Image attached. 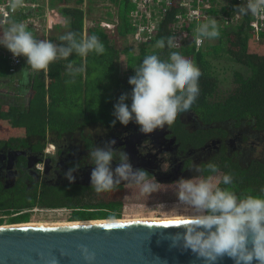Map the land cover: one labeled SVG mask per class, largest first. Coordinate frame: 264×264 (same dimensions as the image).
Masks as SVG:
<instances>
[{
    "label": "trees",
    "instance_id": "trees-1",
    "mask_svg": "<svg viewBox=\"0 0 264 264\" xmlns=\"http://www.w3.org/2000/svg\"><path fill=\"white\" fill-rule=\"evenodd\" d=\"M89 2L97 6V1ZM110 2L111 8L103 5L97 10L101 12L96 18L94 14V24L88 28L87 34H84L86 14L78 7L62 9V17L69 20L64 33H53L45 38L32 32V26H26L37 40H49L57 45L66 43L59 37L67 32H73L78 40L96 35L104 45V52L98 54L90 51L84 56L73 52L67 58L50 62L46 75L34 80L30 78L25 83L19 80L23 83L14 91L21 93L29 103L22 108L17 107V104L8 107L0 100V135L41 134L42 138L46 139L47 131L78 128L94 122L112 123L115 119L113 106L119 96L129 93L125 102L131 103L132 86L128 79L135 74V67L139 66L146 55L167 56L172 47L188 55L201 73L198 80L199 94L187 111L199 114L207 122L226 118H250L264 127V30L254 31L247 14L232 25H226L215 18L219 35L214 38L204 37L205 44L197 49L194 35L199 33L197 29L201 24L212 19H203L199 25L189 22L186 24L185 35L175 36L173 30L178 21L176 15L183 12L181 6L175 5L164 14L156 32L149 37L138 39L131 15L135 8L133 1ZM16 15L14 20L20 22L30 16L22 13ZM105 23H112V26L108 27ZM170 35L171 42L167 39ZM162 39L165 41L164 47H156V42ZM23 61L30 69L24 56ZM95 70H101L100 74L103 75L93 79L91 76ZM9 72V61L0 55V79L7 77ZM69 79L72 85H67L69 81L64 85V81ZM93 81L96 87L91 88ZM57 84L61 85L60 91L55 88ZM91 105L96 108L95 111ZM103 111H108L109 114L104 117L101 114ZM180 114L178 112L177 116ZM19 139L16 136L10 137L5 143H17ZM217 168L221 170V175L229 173L232 176V183L221 184L222 188L226 187L238 196H264V164L259 160L256 159L244 167L227 158L217 164ZM47 188L44 184L29 186L23 180L16 182L13 187H6L0 181V213H17L9 218L11 223L28 222L30 210L36 207L73 208L70 219L73 221L105 219L112 216L103 209L106 208L104 203L64 199ZM2 223L3 218H0V225Z\"/></svg>",
    "mask_w": 264,
    "mask_h": 264
},
{
    "label": "clouds",
    "instance_id": "clouds-1",
    "mask_svg": "<svg viewBox=\"0 0 264 264\" xmlns=\"http://www.w3.org/2000/svg\"><path fill=\"white\" fill-rule=\"evenodd\" d=\"M15 7V4L13 5ZM241 13L257 11L252 0L238 7ZM202 37L214 38L219 35L216 21L203 23L198 29ZM64 44L49 40H37L24 23H12L2 35L0 45L14 56L26 57V63L34 70L45 69L58 58H67L73 52L84 56L90 51L100 54L104 45L96 35L76 39L73 32L59 37ZM169 42L172 40L170 35ZM202 41L197 40L200 44ZM165 41L158 40L156 47L163 48ZM69 67H71L69 65ZM200 69L194 61L178 48L172 47L167 56L150 54L143 57L135 74L128 83L132 86L131 103L125 101L129 93H122L114 104L112 121L127 125L134 121L141 132H147L158 124L175 119L177 113L189 110L199 94ZM116 141L109 140L103 147L92 148L88 155L94 167L90 172V185L96 192H107L121 181L139 184L141 190L149 191L157 187L155 177L140 165L133 166L127 153L112 147ZM113 160L119 162L112 167ZM208 175L180 177L176 195L178 201L190 208V214L179 225V231L170 234L172 244L189 249L202 264H215L218 258L228 256L234 264H264V196H238L220 185L232 183L229 173L215 175L217 165H206ZM69 169V181L75 177ZM197 173L201 171L196 168ZM84 261L91 264L95 256L86 245L80 246ZM47 264H58L53 258Z\"/></svg>",
    "mask_w": 264,
    "mask_h": 264
},
{
    "label": "flooded vegetation",
    "instance_id": "flooded-vegetation-1",
    "mask_svg": "<svg viewBox=\"0 0 264 264\" xmlns=\"http://www.w3.org/2000/svg\"><path fill=\"white\" fill-rule=\"evenodd\" d=\"M1 134L0 181L6 187L22 180L29 186L44 184L64 199L104 203L111 218L128 211V215L157 214L173 204L183 205L176 195L178 179L207 175L208 163L217 165L231 158L244 167L256 159L264 164V127L250 118L207 122L193 111L147 132H141L134 121L127 125L116 121L47 131L46 139L41 134ZM14 136L20 138L17 143H5ZM113 139L117 156L127 153L133 166L145 167L156 178L157 187L146 192L139 184L121 181L111 191H95L90 185L94 165L88 153ZM118 162L113 160L112 167ZM69 169H73V181L67 178ZM215 175H221V170Z\"/></svg>",
    "mask_w": 264,
    "mask_h": 264
},
{
    "label": "water",
    "instance_id": "water-1",
    "mask_svg": "<svg viewBox=\"0 0 264 264\" xmlns=\"http://www.w3.org/2000/svg\"><path fill=\"white\" fill-rule=\"evenodd\" d=\"M162 221L170 220L0 225V264H47L53 258L58 264H88L81 245L94 253L91 264H202L191 250L169 239L181 223ZM215 264L234 262L223 256Z\"/></svg>",
    "mask_w": 264,
    "mask_h": 264
},
{
    "label": "built area",
    "instance_id": "built-area-1",
    "mask_svg": "<svg viewBox=\"0 0 264 264\" xmlns=\"http://www.w3.org/2000/svg\"><path fill=\"white\" fill-rule=\"evenodd\" d=\"M135 8L132 12V22L136 27V37L142 39L149 37L160 26L162 17L171 7L179 5L183 12L176 15L178 21L174 26L175 36L182 37L185 35L186 24L194 22L197 25L201 20L208 18L219 19V22L226 25H232L241 20L244 14L249 16L251 28L256 31L264 30V0H252L256 5L257 11L255 13L248 11L241 13L239 6L245 5L247 0H132ZM15 4V7L13 5ZM25 0H0V24L7 25L12 17L20 12V9L25 6ZM106 26L111 27L112 23H105ZM185 25V27H184ZM198 31V29H197ZM196 48L199 49L204 45L205 38L199 33L194 35ZM201 40L200 44L196 41ZM0 55L7 58L10 64V71L16 72L18 67L23 62V56H14L6 47L0 46ZM46 210L54 213H65L67 218L71 219L74 211L70 207L58 208H40L36 207L30 211ZM17 215V213H14ZM3 217V216H0Z\"/></svg>",
    "mask_w": 264,
    "mask_h": 264
},
{
    "label": "crops",
    "instance_id": "crops-1",
    "mask_svg": "<svg viewBox=\"0 0 264 264\" xmlns=\"http://www.w3.org/2000/svg\"><path fill=\"white\" fill-rule=\"evenodd\" d=\"M25 3V6L20 9L19 13L27 14L30 16L24 21H22V23H24L26 26H32V32H34L36 35L43 36L45 38H48L53 33H64L67 30L66 28L68 27L69 20L68 18L65 19L64 17H62L61 14L62 9L65 7H78L85 11L86 16L84 22V34H87V30L89 28L88 23L90 21H88L87 19L90 18L92 22L91 25L94 24L93 19L94 14L96 13H94L95 11L92 9V6L95 4L91 5L89 0H25ZM96 7L97 6H95V9ZM16 16L14 15V17H12V19L7 25L0 24V35H2L3 32L12 23H20V21L14 20ZM23 62L18 67V70L15 73L9 72V75L7 77L0 79V100L3 104L8 107H10V105L12 104L19 105L17 106L19 108H22L23 106L25 107V105H27L29 101L27 103L25 97H23L21 93H16L14 90H16V88H18L21 83H25L30 78H33L34 80L38 77H41L42 75L44 76V74L46 75L48 72V66L45 69L34 70L32 68L29 69L26 65H24L25 63ZM46 78L48 82L49 79L47 76ZM22 98H24L23 104L20 102ZM0 131H2L1 126Z\"/></svg>",
    "mask_w": 264,
    "mask_h": 264
},
{
    "label": "rangeland",
    "instance_id": "rangeland-1",
    "mask_svg": "<svg viewBox=\"0 0 264 264\" xmlns=\"http://www.w3.org/2000/svg\"><path fill=\"white\" fill-rule=\"evenodd\" d=\"M97 1V7L95 9V5L92 6V9L94 11H97L99 10L100 6H103V5H108L110 8L112 7V3L110 2V0H95ZM90 10V9H89ZM92 10V11H93ZM105 11V9H104ZM101 11H97V13L95 14V16L97 17L99 14H100ZM88 21H90L88 23V26L90 27L92 22H91V19L88 18L87 19ZM87 21V22H88ZM206 42V41H205ZM124 43V42H123ZM205 44V43H204ZM102 71L101 70H95L94 71V74H92L91 77H93V79L99 77V76H102V74H100ZM96 73H99V74H96ZM69 81L67 83L68 86H71L72 85V82H71V79L69 80H65L64 81V85L65 83ZM95 81H93V84L91 86V88L93 87H96L94 85ZM75 85V84H74ZM100 87V86H98ZM56 90L57 91H60L61 89V85L60 84H57L55 86ZM25 100H27L25 98ZM22 104L24 103V98L21 99L20 101ZM95 105V104H93ZM91 105L92 109L95 111L96 108ZM101 114H103V116H107V114H109L108 111H103ZM93 116V114H90ZM88 118V116H87ZM164 211L162 213H155V214H150V213H144V214H140V215H136V214H131V215H128L129 214V211L126 213V214H122L120 215L119 217H116L118 219H130V220H134V219H144V218H154V217H157V218H161V217H167V216H188L191 212L190 208L186 205H179V204H173L172 206L168 207V208H164L163 209ZM0 216H3V217H0V218H3V223L1 225H14V224H19V223H11L10 221V217L12 216H15L14 213H11V214H2L0 213ZM91 220H97V219H91ZM101 220V219H99ZM70 221H73V220H70L69 218H67V215L65 213H54V212H48L46 210H37V211H31L30 213V219L28 222H23V223H59V222H70Z\"/></svg>",
    "mask_w": 264,
    "mask_h": 264
},
{
    "label": "bare ground",
    "instance_id": "bare-ground-1",
    "mask_svg": "<svg viewBox=\"0 0 264 264\" xmlns=\"http://www.w3.org/2000/svg\"><path fill=\"white\" fill-rule=\"evenodd\" d=\"M187 216H165V217H161V218H144V219H140L142 220H151V221H158V220H174V219H185ZM136 220V219H134ZM133 220V221H134ZM122 221H131L130 219H118V218H105V219H97V220H79V221H70V222H59V223H20L18 225H57V224H72V223H77V224H94V223H101V222H122ZM3 226V225H1ZM5 226V225H4Z\"/></svg>",
    "mask_w": 264,
    "mask_h": 264
},
{
    "label": "snow or ice",
    "instance_id": "snow-or-ice-1",
    "mask_svg": "<svg viewBox=\"0 0 264 264\" xmlns=\"http://www.w3.org/2000/svg\"><path fill=\"white\" fill-rule=\"evenodd\" d=\"M186 221H181V220H170V221H162V223H171V224H178V223H184Z\"/></svg>",
    "mask_w": 264,
    "mask_h": 264
}]
</instances>
